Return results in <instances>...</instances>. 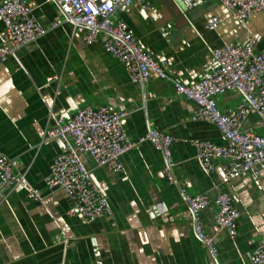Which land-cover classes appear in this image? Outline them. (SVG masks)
<instances>
[{"label":"crops","instance_id":"0c3cea01","mask_svg":"<svg viewBox=\"0 0 264 264\" xmlns=\"http://www.w3.org/2000/svg\"><path fill=\"white\" fill-rule=\"evenodd\" d=\"M24 1L48 32L0 62V152L18 160L22 178L0 199V264H253L255 248L264 244V163L233 180L226 178L222 161L206 173L193 142H231L213 123L192 120V101L178 95L170 82L152 79L145 87L131 82L123 64L106 52L104 36L86 44L83 29L74 32L71 24L52 27L60 20L55 4ZM147 1L151 9L133 0L117 18L128 24L145 51L168 62L169 75L183 84L199 82L212 72L217 67L213 53L225 44L255 41L256 51L264 52V13L243 25L221 0ZM212 17L220 21L215 30L207 26ZM4 31L0 19V45ZM216 101L220 110L232 111L242 96L230 92ZM91 105L128 112L123 126L131 140L144 136L151 126L174 136L178 184L190 195L212 200L228 191L241 213L237 237L215 233L217 208H205L201 221L214 238L217 254H212L197 237L193 222L182 215L188 206L179 185L164 174L162 152L148 142L124 156L121 173L98 167L84 155L113 216L89 221L69 215L73 203L66 192L49 190L44 182L65 151L60 138L47 139V134L59 119L68 120ZM243 129L264 136L256 112L247 116ZM33 188L44 194L43 200L30 199Z\"/></svg>","mask_w":264,"mask_h":264},{"label":"built area","instance_id":"2783aa9c","mask_svg":"<svg viewBox=\"0 0 264 264\" xmlns=\"http://www.w3.org/2000/svg\"><path fill=\"white\" fill-rule=\"evenodd\" d=\"M59 11L61 24H71L74 32L84 30L83 40L94 44L105 37L106 52L117 58L125 67L131 82L147 86L152 79L170 82L176 93L195 104L193 121L213 123L223 137L231 142L222 146L211 141L196 140L197 159L206 173L215 170L222 161V169L228 180H233L245 171L254 170L264 163V136L243 129L247 116L256 112L264 124V52H257L255 41L240 45L228 43L213 53L212 62L216 68L204 79L186 85L168 73L169 63L159 61L145 51L130 31L128 24L117 18L120 9L129 7L133 0H49ZM144 10L151 9L147 0H136ZM229 12L243 25L249 23L255 14L264 13V0H221ZM33 7L24 0L0 1V19L5 31L0 45V62H6L15 51L37 42L48 32L36 20ZM216 17L208 19L211 30L218 28ZM57 78H50L49 81ZM238 92L242 96L239 106L232 111L219 109L218 96ZM155 97L149 94V98ZM128 112L110 106H87L68 120L61 118L58 125L48 131L47 139L60 138L65 151L54 160L49 175L44 182L49 190L61 189L72 201L71 216H82L89 221L102 216H113L106 198L92 181L91 171L83 161V156H91L98 167L110 172L124 170L123 158L131 150L143 143L152 144L162 152L165 159L164 174L171 184L179 185L174 176L176 165L172 147L174 136L151 126L138 140H131L123 126ZM19 162L0 152V199L7 196L21 182L17 174ZM188 210L183 217L194 224L197 237L217 254L214 238L209 236L201 221V212L214 204L215 233L227 231L231 238L238 235V221L241 213L233 196L221 191L215 199L207 195H190L179 185ZM30 199L41 201L44 194L32 189ZM173 219V217H171ZM61 240V237H57ZM253 264H264V244L253 252Z\"/></svg>","mask_w":264,"mask_h":264}]
</instances>
